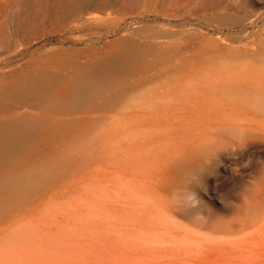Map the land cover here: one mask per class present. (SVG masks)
<instances>
[{"label": "rangeland", "instance_id": "rangeland-1", "mask_svg": "<svg viewBox=\"0 0 264 264\" xmlns=\"http://www.w3.org/2000/svg\"><path fill=\"white\" fill-rule=\"evenodd\" d=\"M263 2L0 0V264H264Z\"/></svg>", "mask_w": 264, "mask_h": 264}, {"label": "bare ground", "instance_id": "bare-ground-1", "mask_svg": "<svg viewBox=\"0 0 264 264\" xmlns=\"http://www.w3.org/2000/svg\"><path fill=\"white\" fill-rule=\"evenodd\" d=\"M93 1H95V0H93ZM99 1V0H98ZM264 1V0H263ZM79 2H80V6L81 5H86V4H88V2H89V0H79ZM264 3V2H263ZM262 3V4H263ZM103 7V6H102ZM100 8V7H99ZM93 9V8H92ZM101 9V8H100ZM167 34V35H166ZM165 35L166 36H168L169 34L168 33H166ZM174 36V35H173ZM184 36H186V35H184ZM177 38V37H176ZM262 39V38H261ZM251 41V40H250ZM264 41V40H263ZM259 42V41H257V42H259L258 44H256L257 45V48H256V50H255V52H253L252 53V57H253V60H256V61H258V62H260V61H264V42ZM254 42V41H253ZM246 44H247V42H246ZM249 44V43H248ZM253 44V43H252ZM251 46V45H250ZM246 47H248V46H246ZM254 47V46H253ZM241 48H243L242 46H241ZM240 48V49H241ZM249 48V47H248ZM168 49H169V47H168ZM176 49V48H175ZM246 49V48H245ZM253 49V48H252ZM251 49V50H252ZM244 51V50H243ZM247 52V51H246ZM249 52H250V49H249ZM250 56V55H249ZM251 57V58H252ZM252 60V61H253ZM261 62V63H262ZM248 63H250V62H248ZM259 65V64H258ZM258 65H255V67L256 66H258ZM249 66H250V64H249ZM252 66V65H251ZM250 66V67H251ZM262 67H263V65H261ZM249 67V68H250ZM254 67V66H253ZM259 68V67H258ZM251 70H254V68L252 69V68H250ZM257 69V68H256ZM258 70V69H257ZM262 70V69H261ZM264 70V69H263ZM254 72V71H253ZM261 72V71H260ZM256 72H254V74H255ZM258 73V72H257ZM257 73L255 74L256 76L255 77H257L258 76V78L256 79L255 77H253V75L251 76V78H248L249 80L248 81H245V84H246V87L247 88H256L257 87V89L260 91V90H262L263 91V88H264V76H262L263 77V79L262 80H260V75H262V72H261V74H259L258 73V75H257ZM249 74V73H248ZM248 74H247V76H248ZM245 76V75H244ZM246 76V77H247ZM250 76V75H249ZM248 76V77H249ZM245 77V78H246ZM255 80H254V79ZM253 79V80H252ZM246 88V89H247ZM253 88V89H254ZM251 89H249V90H251ZM246 91H248V90H246ZM261 91V92H262ZM256 92H258V91H256ZM256 92H254V93H256ZM253 93V92H252ZM252 93L250 94V96H249V94L246 92V94H247V97H245V102H246V106H247V108H249L248 107V105H250L252 102H253V100H251V98L253 97L252 96ZM260 93V92H259ZM256 95V94H255ZM251 97V98H250ZM255 97V96H254ZM254 102H255V104L257 105V106H259L260 108H261V110H263L264 109V103L262 102V100H261V98L259 97V99L258 100H254ZM247 111H248V109H247Z\"/></svg>", "mask_w": 264, "mask_h": 264}]
</instances>
